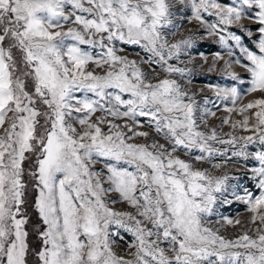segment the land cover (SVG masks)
<instances>
[{
  "label": "snow or ice",
  "instance_id": "obj_1",
  "mask_svg": "<svg viewBox=\"0 0 264 264\" xmlns=\"http://www.w3.org/2000/svg\"><path fill=\"white\" fill-rule=\"evenodd\" d=\"M185 22L198 27L176 38ZM197 37L215 38L229 56L216 52L209 72L223 60L222 71L240 80L231 70L241 64L236 51L246 59L248 92L260 96L240 106L242 119L222 123L248 135L200 130L196 94L172 78L191 73L172 61ZM118 43L145 56L120 55ZM212 90L234 105L239 99L235 86ZM98 111L106 115L92 120ZM208 115L215 113L200 115L205 126ZM139 117L164 142H132L149 135L137 131ZM179 148L198 151L196 161L232 148V156L257 162L249 171L258 194L233 193L254 228L227 239L206 226L230 176L196 167L176 155ZM29 182L43 225L35 251L26 227ZM117 194L134 213L109 206ZM113 226L134 237L131 258L113 250ZM30 255L35 264H264V0H0V264H29Z\"/></svg>",
  "mask_w": 264,
  "mask_h": 264
},
{
  "label": "rangeland",
  "instance_id": "obj_2",
  "mask_svg": "<svg viewBox=\"0 0 264 264\" xmlns=\"http://www.w3.org/2000/svg\"><path fill=\"white\" fill-rule=\"evenodd\" d=\"M187 12V9H185ZM180 17H178L179 19ZM186 19V17H184ZM245 24L249 23L244 21ZM72 26V25H67ZM198 26L193 23L185 22L177 33L176 38H180L181 35H186L189 29H195ZM245 45L249 46V42L245 40ZM85 50L92 52L94 56L100 54V49L90 46H82ZM251 47V46H249ZM117 48L120 49V55H127L130 59H137L145 56V53L138 47L132 45H126L123 43H118ZM216 52H221L224 59H229L227 52L220 47L219 44L215 43V38H208L200 40L197 37V43L193 49H191L186 55L181 56L180 61L173 60L172 63L177 64L178 66H186L192 71L185 77L181 78L178 76L172 77L178 79V81L184 86V88L189 91V93L196 94L197 103L200 105L197 113L198 126L200 130L209 132L211 128H216L217 134L224 139H227L228 133L233 135L242 136L248 135L247 132L242 131L241 129H233L230 124H223L222 120L225 117H228L230 121L240 120L242 117L239 114V108L241 105L247 104L249 101L260 96V93H250L248 89L250 87V74L246 72L244 67L241 66L242 63H247L245 58H242V54L237 50L236 59L241 60V64L233 62L232 71H235L239 74L240 80H233L228 76L224 71V61L220 60L216 63L215 70L209 72L208 68L212 63L213 55ZM200 53H203L207 57V62L201 60ZM192 58V62L188 63V57ZM88 70H95L97 74H102L101 69H97L94 64H89ZM145 70L147 68L145 67ZM157 72H160V69H156ZM161 77L166 75L165 73L160 72ZM235 86L239 92V99L234 105L231 98H219L215 95L212 90L214 87L220 88H230ZM114 91V90H113ZM78 96L83 95V93H77ZM91 95V94H89ZM208 98V103L205 104L204 98ZM124 98H128L127 94H124ZM208 109L210 112H214L215 115H208L206 117V125L200 122V115L204 109ZM228 109H234L232 112H229ZM123 110V109H121ZM106 115L102 112H97L93 115L92 120H95L97 116ZM108 119H113L112 117H107ZM72 122L75 124V120ZM122 119L114 120L116 124H123ZM139 127L137 131L148 132L149 135L145 137H134L132 142L135 143H151L153 139H157L160 142H164L162 136H158L153 127L148 125L147 118L139 117ZM79 129V125H76ZM105 133H107L108 126L102 125ZM125 131H127L125 129ZM213 147L220 149L221 151L224 148H228L227 145H220L213 143ZM260 146L254 145L249 146L248 151H254ZM235 149L229 148V151L226 155H215L212 157L211 162L208 161H196L195 156L199 155L198 151L193 152L192 154H186L185 150L182 148L177 149L176 155L180 156L182 159L188 160L195 164L196 167L206 168L212 172L214 175H224L228 174L230 176L229 181L227 182V190L223 194H218V202L215 207L213 215L209 218V222L206 221V226L213 227L219 231V234L225 236L227 239L235 238L237 235L241 234L246 228H254L255 225L248 223L251 213L247 210V206L235 200L233 193L242 194L244 189H247L254 194H258V189L256 188V182L251 178V172L249 171L252 167L258 166L257 162L249 160L245 162L240 157L232 156V151ZM220 164V168H214L213 165ZM102 167L101 164H94V170H98ZM117 202L115 204L110 203V207L114 208L116 211H131L134 213V209L131 208L127 203L121 201L117 195L112 197ZM228 201V202H225ZM229 218L233 221L240 220L241 224L237 226L228 225L222 218ZM212 219V220H211ZM110 233H112L113 250L125 258H131V251L129 250V245L134 242V237L130 232H127L123 228H117L113 226L110 228Z\"/></svg>",
  "mask_w": 264,
  "mask_h": 264
},
{
  "label": "trees",
  "instance_id": "obj_3",
  "mask_svg": "<svg viewBox=\"0 0 264 264\" xmlns=\"http://www.w3.org/2000/svg\"><path fill=\"white\" fill-rule=\"evenodd\" d=\"M32 163H34V160L32 161ZM29 181H30V178H29ZM34 197H35V192L31 186V182H29V187L26 192L27 203L25 205L28 218H29V223L26 227L29 231L28 239H29L30 248L35 251V250H39L40 239H39L38 233L40 230H42L43 225L41 224L39 216L36 213L34 207L32 206ZM29 264H35V257L32 255L29 256Z\"/></svg>",
  "mask_w": 264,
  "mask_h": 264
},
{
  "label": "bare ground",
  "instance_id": "obj_4",
  "mask_svg": "<svg viewBox=\"0 0 264 264\" xmlns=\"http://www.w3.org/2000/svg\"><path fill=\"white\" fill-rule=\"evenodd\" d=\"M214 216V215H213ZM212 220V219H211ZM208 222H209V220H208Z\"/></svg>",
  "mask_w": 264,
  "mask_h": 264
}]
</instances>
